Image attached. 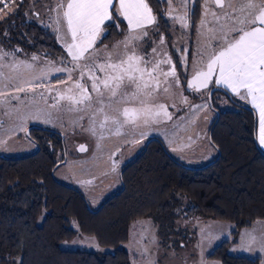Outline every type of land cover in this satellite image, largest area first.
<instances>
[{
  "label": "snow or ice",
  "instance_id": "1",
  "mask_svg": "<svg viewBox=\"0 0 264 264\" xmlns=\"http://www.w3.org/2000/svg\"><path fill=\"white\" fill-rule=\"evenodd\" d=\"M38 2L41 8L35 11V18L52 30L71 60L61 55L58 58L61 66L51 60H43L41 64V56L33 53L21 58L16 55L21 48L6 49L0 40V128L4 116L13 118V130H26L29 121L54 126L59 123L63 127L64 115L73 113L76 117L71 121L73 128L79 127L82 132L96 137L97 148L102 151L103 141L108 136L131 137L124 142L138 144L146 138L147 129L152 125L173 119L174 114L167 110L166 104L172 100V106H176L174 98L180 78L167 53L165 37L161 34L158 43L153 38L159 30L158 17L148 0H118V5L114 0H32L33 6ZM167 2L169 7L164 15L172 21L173 33L176 24L182 30L190 29L196 0ZM22 3L23 0H0V21L14 14ZM177 4L180 6L176 7ZM200 7L193 73L187 87L210 93L209 84L214 83L250 103L258 110V142L264 146V0H203ZM26 15L33 18V9L30 8ZM117 17H122L119 23H116ZM125 21L127 30L122 40L111 48L96 47L113 23L120 28ZM5 35H8L7 30ZM149 43L154 45L150 52ZM173 47L180 50L176 43ZM187 54L185 47L179 61L181 65L187 64ZM164 65L169 67L165 69ZM53 70L66 73L67 79L60 83L71 86L49 87L38 92L40 82ZM74 73L78 77L74 78ZM85 77L91 82V91ZM53 91L55 96L50 95ZM183 102L197 112L205 110L204 118H208L210 105L207 100L193 106L183 97ZM85 119L87 126L81 124ZM179 119L184 121V117ZM175 135L173 132L172 136ZM3 147L6 141L0 139V148ZM80 151H86L83 145ZM115 169L114 163L112 170ZM204 231L202 229L198 245L201 248L198 264H206L204 239L209 243L213 239L211 235L205 237ZM133 242L140 245L135 232ZM152 242L155 243V237ZM239 247L264 254V232L254 235V230H246L241 233ZM137 254L146 257L145 264H156L147 247H138ZM133 264H137L135 258Z\"/></svg>",
  "mask_w": 264,
  "mask_h": 264
},
{
  "label": "trees",
  "instance_id": "2",
  "mask_svg": "<svg viewBox=\"0 0 264 264\" xmlns=\"http://www.w3.org/2000/svg\"><path fill=\"white\" fill-rule=\"evenodd\" d=\"M30 2L23 0L14 14L0 21V40L5 48H21L16 53L19 55L35 53L55 58L61 48L52 30L28 18ZM201 2L196 0L194 6L188 59ZM148 3L158 17V34L165 37L176 73L187 82L188 76L172 46L170 25L164 18L167 1ZM120 20L117 17L116 23ZM116 23L102 37L103 42L111 43L122 36L126 23L120 28ZM217 92L224 93L215 90L211 96L212 105L218 110L214 122L216 113L212 109L214 117L208 127L209 141L216 152L212 162L200 167L185 166L170 156L160 139L150 140L122 164L119 187L96 208L89 206L80 189L54 176L55 167L65 158L62 135L51 129L30 127L26 137L35 146L32 152L0 155V264H129L130 256L121 245L127 241L129 225L144 217L156 221L162 242L174 231L179 217H212L232 221L240 228L264 219V151L253 141L256 113L250 106H241L228 91L224 94L238 107L220 110L214 106ZM76 234L91 236L111 250L61 247L63 241ZM228 244L223 241L208 256L220 264H260L259 257L229 254Z\"/></svg>",
  "mask_w": 264,
  "mask_h": 264
},
{
  "label": "rangeland",
  "instance_id": "3",
  "mask_svg": "<svg viewBox=\"0 0 264 264\" xmlns=\"http://www.w3.org/2000/svg\"><path fill=\"white\" fill-rule=\"evenodd\" d=\"M114 3L118 5V0H114ZM175 6L179 7L180 5L177 4ZM168 7L169 5L167 2L166 9H168ZM30 8L33 9L32 0L27 5V11ZM40 8L41 3L38 2L34 8V11ZM164 18L170 25L173 38L172 46L174 43L177 44L180 50H177V48L174 49L178 52L179 58H181L183 55V49L185 47L189 49L190 29L182 30L179 24H176L175 32L173 33L172 21L166 15H164ZM32 19L37 21L34 15ZM47 19L48 17L45 16L44 20L47 21ZM199 22L200 19L197 25ZM38 23L42 24L40 22ZM125 23L126 31L127 22L125 21ZM182 33L183 38L181 39ZM160 35L161 34L157 33L153 37L157 43L159 42ZM54 36L56 39L55 34ZM123 38L124 33L118 40H115L111 43L103 42L101 38V40L97 41L96 47L103 48L104 46H108L111 48ZM192 41L193 48L191 56L189 59L187 56V64L182 65L184 74L188 76L187 82H183V78H180L177 74V76L180 78V86L176 89V96L174 98V103L176 106H172V100H168L166 104L167 110L174 114L173 119L164 120V122L159 125H152L147 129L146 138H144L142 142L138 144L125 143V139L130 140L131 137H123V135L121 137H117L115 135H111L106 137L103 141V150H98L96 137L91 136L87 132H82L79 127L73 128L71 121L76 118L75 114L73 113H66L64 115L63 127H61L59 123L54 126L53 124L46 125L37 121H29L25 125L26 130L29 127L35 126L51 129L53 131L59 132L62 135L66 146V152L65 148L64 153L62 150V154L65 156V158L55 167L54 176L59 181L80 189L87 199L90 207L96 208L108 194L119 187L118 173L120 167L123 163L130 160L140 150L142 145L150 138L160 139L170 156L185 166L200 167L210 162L215 156L216 152L209 141L208 132L209 124L212 122L214 117L212 112L213 110L210 107L207 109L208 118L205 119V110H200L197 112L194 107L189 108L183 102V97H186L193 106L204 103V100L208 101L205 89H201L199 92H196L194 90H189L187 87L188 80L192 79V57L197 48V33L193 37ZM57 43L61 48L60 54H58L55 58H47L39 55L42 58L41 64H43V60H51L56 62L57 66H61L58 63V58L61 55L67 58V60H71V57L68 56V53L61 46V43ZM153 46L154 45L151 43L148 44L147 47L149 52ZM165 47L167 50L166 41ZM9 48L6 47V49ZM31 54L26 55L30 56ZM16 55L21 58L25 57V55ZM168 67V65H164L165 69ZM76 77H78V74L74 73V78ZM66 79V73H56L53 70L50 72L46 80L40 82L41 88L37 89V91H43L45 88L49 87L53 89H64L65 87H70L71 84L65 85L60 83L61 80ZM85 81L87 82L89 91H91V82L87 81L86 77ZM210 85L217 87L214 83H210L209 86ZM228 92L236 100L241 102V105L250 106L255 111L256 141L261 150L264 151V146H261L258 142V110L253 108L250 103L240 100L238 97L232 94L230 90H228ZM50 95L55 96L56 92L53 91ZM201 95L204 97L203 100L201 99ZM213 99L214 106L220 110H233L238 107L237 104L230 100L224 93H215ZM13 103H15V101H13ZM41 105L43 106V101H41ZM180 117H184V121L181 122L179 119ZM12 119L13 118L8 116L3 117V125L2 128H0V139L6 141V147L0 148V155L21 156L23 154L32 152L35 149V146L26 137V130H20L19 128H15L13 130ZM81 124L87 126V119L81 121ZM176 125H179V127H175ZM173 132L176 133L175 137L172 136ZM81 145L85 147L86 151H80ZM173 148L176 150L174 151ZM114 163L116 164L115 171L112 170V165ZM88 181H91V183H88ZM41 218L42 215L39 217V221ZM134 224L135 229H133ZM202 229L205 230V237H208L209 235L213 237L211 243H209L207 238H205L203 241V258L206 264H220L219 260L211 258L208 255L215 246L219 245L223 241L229 242L226 248L229 254L247 257H259L260 264H262L264 254H261L258 251H247L241 249L239 245L241 242V233L245 232L246 230H254V235H260L262 232H264V219L254 220L249 226H243L240 228L237 227V225L232 221L220 220L212 217H179L174 224V231L168 234L166 242H162V237L158 232V225L156 221L152 218L144 217L133 221L129 225L127 241L121 246L128 252L130 256L129 264H133L134 258L136 259L137 264H145L146 257L142 258L137 254V248L140 246H144L149 249V254L156 260V264H194V262L198 264L201 259V248L198 245L202 239ZM134 232L135 239L140 241V245H137L133 242ZM141 237H143V239H141ZM153 237H155V243L152 242ZM61 247L71 250H88L97 252H106L111 250V248L99 245L93 237L84 236L81 234H76L70 240L63 241L61 243Z\"/></svg>",
  "mask_w": 264,
  "mask_h": 264
},
{
  "label": "water",
  "instance_id": "4",
  "mask_svg": "<svg viewBox=\"0 0 264 264\" xmlns=\"http://www.w3.org/2000/svg\"><path fill=\"white\" fill-rule=\"evenodd\" d=\"M210 89H211V92H210V93L208 92V94H207V98H208V102H209L210 108L213 109V110L215 111V113H216V118H215V120H214V122H216V120H217V118H218V110H216V109L213 107L212 102H211V96H212V94H213V92H214L215 90H220V91H223L224 93H227V92H226L223 88H220V87H214V86H213V87H211ZM229 99H230V96H229ZM241 106H243V107H245V108H247V109H250V107H248V106H245V105H241ZM29 129H30V127L26 130V135L29 134ZM210 132H211V130H210ZM210 132H209V140L211 139V138H210ZM150 140H156V138H150V139H148V141H146V144H148V142H149ZM253 141H254L255 145L258 146L257 141H256V115H254V123H253ZM63 153H64V149H63ZM218 154H219V152H218ZM216 158H217V157H216ZM213 160H214V159H213ZM213 160H211L210 162H212ZM210 162H208L207 164H209ZM207 164H205V165H207ZM120 175H121V174H120Z\"/></svg>",
  "mask_w": 264,
  "mask_h": 264
},
{
  "label": "crops",
  "instance_id": "5",
  "mask_svg": "<svg viewBox=\"0 0 264 264\" xmlns=\"http://www.w3.org/2000/svg\"><path fill=\"white\" fill-rule=\"evenodd\" d=\"M35 7H36V5L33 6V15H34V13H35V11H34V10H35V9H34ZM34 17H35V15H34ZM42 25L45 26L44 23H42ZM49 29H50V28H49ZM50 30H51V29H50Z\"/></svg>",
  "mask_w": 264,
  "mask_h": 264
}]
</instances>
